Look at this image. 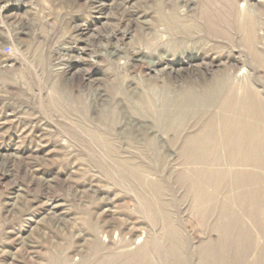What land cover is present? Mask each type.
I'll return each instance as SVG.
<instances>
[{"label": "rangeland", "instance_id": "374dc122", "mask_svg": "<svg viewBox=\"0 0 264 264\" xmlns=\"http://www.w3.org/2000/svg\"><path fill=\"white\" fill-rule=\"evenodd\" d=\"M227 100L264 128V0H0V264H264Z\"/></svg>", "mask_w": 264, "mask_h": 264}, {"label": "bare ground", "instance_id": "6f19581e", "mask_svg": "<svg viewBox=\"0 0 264 264\" xmlns=\"http://www.w3.org/2000/svg\"><path fill=\"white\" fill-rule=\"evenodd\" d=\"M218 86L219 87H217V88H220V84ZM215 87H216V85H215ZM204 88H206L210 93L213 92V86L212 85L211 86L208 85V87H207L206 84L196 83V84H192L190 86V88H188L189 89L188 93L190 95L198 94L200 92V90H202ZM195 96L192 99H196ZM202 96H204V95H202ZM195 101H197V100H195ZM227 101L229 102V100H227ZM213 102H214V99H213ZM213 102L206 105V107H208V106L212 107ZM230 102H231V100H230ZM230 102L228 103V105L225 108L229 111H232V112L235 110L236 114L240 117L239 118H229V120L227 121V123L225 125L226 129H227V131L225 132L227 134V137L224 136L223 138L227 139L226 142L228 143L230 149H232L236 154H240L241 156H244L247 158L249 155L255 156V157L259 156V157L264 159V128L261 125L263 116L260 113H258V111H260L259 105L256 102L254 103V101H252V100L248 101V102L247 101L242 102L240 105H237V106L234 104V103H236V101L231 102V103ZM177 104H178V102H177ZM185 106H187V105L185 104ZM188 106H189V104H188ZM203 110H204V108H203ZM187 111H188V109H187ZM203 140L207 141V144H206V142L201 144L203 149H201L200 152L203 155H208L213 151V149H212L213 148L212 147L213 142H210L209 140L200 138V141H203ZM208 141L210 142L209 144H208ZM250 161H252V160H250Z\"/></svg>", "mask_w": 264, "mask_h": 264}, {"label": "built area", "instance_id": "2783aa9c", "mask_svg": "<svg viewBox=\"0 0 264 264\" xmlns=\"http://www.w3.org/2000/svg\"><path fill=\"white\" fill-rule=\"evenodd\" d=\"M9 52H11V49H10V47H7V48L5 49V53H9Z\"/></svg>", "mask_w": 264, "mask_h": 264}]
</instances>
